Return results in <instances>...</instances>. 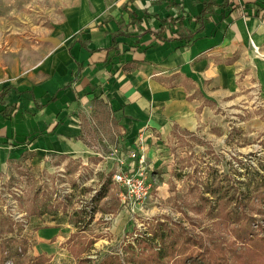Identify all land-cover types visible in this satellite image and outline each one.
<instances>
[{
  "label": "crops",
  "instance_id": "1",
  "mask_svg": "<svg viewBox=\"0 0 264 264\" xmlns=\"http://www.w3.org/2000/svg\"><path fill=\"white\" fill-rule=\"evenodd\" d=\"M225 1L50 0L49 19L23 17L27 31L7 33L0 48V170L78 158L70 189L87 204L119 167L114 147L131 169L128 148L140 137L147 156L164 136L200 131L207 103L264 85V16L229 15ZM178 15L175 25L162 20ZM60 215L35 229L37 260H53L72 233L85 232Z\"/></svg>",
  "mask_w": 264,
  "mask_h": 264
},
{
  "label": "rangeland",
  "instance_id": "2",
  "mask_svg": "<svg viewBox=\"0 0 264 264\" xmlns=\"http://www.w3.org/2000/svg\"><path fill=\"white\" fill-rule=\"evenodd\" d=\"M49 6L50 0H10L9 4L7 0H0V48L6 42L7 33L27 31L22 30L23 17L49 19L52 16ZM207 106L205 122L200 126L202 130L191 132L185 129L181 133L164 136L156 141L155 150L148 151L146 166L150 194L135 212L124 206L120 198L121 188L113 181L107 196L99 202L93 201L94 210L89 202L96 192L91 193L87 204L80 203L81 198L65 184L71 186L76 177H81V173L75 176L73 170L74 166L81 165L78 158H50V163L48 161L42 169L21 161L0 170L2 238L19 239L15 231H8L10 219L14 220L12 227L19 229L20 218L25 217L31 221L35 231L60 213L57 221L76 224V231L83 229L85 232L72 233L65 240L70 242V246H65L60 254L54 252L56 257L53 260L45 255L38 260L34 258V264L41 260L43 264H99L108 255L115 254L124 261L129 241L150 226L148 223L151 221L163 219L171 223L176 220L189 229L204 231L213 219L208 217L205 209H199L202 208L201 195L196 185L211 176L216 180L228 178L240 183L247 175L246 169L251 171V167L264 160V85H255L231 100L225 99L218 106L214 103H207ZM98 141L111 145L115 138L103 137ZM59 182L63 183L64 190L56 189ZM62 192L65 195L59 199ZM97 207L102 214L91 216ZM88 209L94 213L88 214ZM44 212L47 213L43 215ZM229 236L226 233V237ZM34 247L33 244L30 249L23 243L16 250L22 257H33ZM7 260L15 264L16 259L11 257ZM168 264L174 263L170 261Z\"/></svg>",
  "mask_w": 264,
  "mask_h": 264
},
{
  "label": "trees",
  "instance_id": "3",
  "mask_svg": "<svg viewBox=\"0 0 264 264\" xmlns=\"http://www.w3.org/2000/svg\"><path fill=\"white\" fill-rule=\"evenodd\" d=\"M243 4L244 8L237 0L225 1L229 15L237 10L241 16H264V3L244 0ZM184 18L178 15L162 20L175 25ZM251 169H246L247 175L240 183L228 178L216 180L210 175L207 181L196 185L201 195L202 208L199 209H205L213 219L204 231L189 229L176 220L171 223L163 219L151 221L150 226L129 241L125 262L115 254L108 255L99 264H168L170 261L174 264H264V160ZM110 182V177L106 176L93 201L104 195V188L106 184L110 186ZM7 224L8 231L15 230L14 220L10 219ZM2 233L0 230V264L11 257H15V264H34V257L26 256L27 259L16 250L18 245L27 244V239H3ZM226 233L230 236L226 237ZM12 249L16 251L11 252Z\"/></svg>",
  "mask_w": 264,
  "mask_h": 264
},
{
  "label": "built area",
  "instance_id": "4",
  "mask_svg": "<svg viewBox=\"0 0 264 264\" xmlns=\"http://www.w3.org/2000/svg\"><path fill=\"white\" fill-rule=\"evenodd\" d=\"M242 6H244V0H237ZM183 15H187V8L182 6ZM252 46L256 52L259 51V47L252 40ZM143 137H140L138 144L139 148H128V156L135 159V166L131 169H125L123 164L125 163L124 158L121 155H118V146L113 148V155L117 158L119 162V167L112 172L110 175L111 181L117 183L121 188L120 198L124 203V206L128 207L132 212L136 211V208L146 199L150 194V184L148 182V170L146 166V153L143 146ZM87 178H92L91 173H86ZM66 188H71L68 183ZM98 188H95L93 192H98ZM93 194V195H96ZM92 207L95 205L93 200L91 201ZM20 216V215H18ZM21 227L16 228L15 235L19 238L27 239V244L30 246V249L34 244V231L31 227V221L25 217H21ZM5 264H14L12 260H7Z\"/></svg>",
  "mask_w": 264,
  "mask_h": 264
}]
</instances>
